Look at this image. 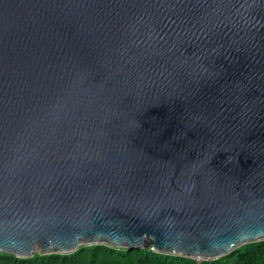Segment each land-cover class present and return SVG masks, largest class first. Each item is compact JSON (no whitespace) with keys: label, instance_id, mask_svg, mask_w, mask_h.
Here are the masks:
<instances>
[{"label":"water","instance_id":"water-1","mask_svg":"<svg viewBox=\"0 0 264 264\" xmlns=\"http://www.w3.org/2000/svg\"><path fill=\"white\" fill-rule=\"evenodd\" d=\"M262 240L264 0H0V253Z\"/></svg>","mask_w":264,"mask_h":264},{"label":"trees","instance_id":"trees-1","mask_svg":"<svg viewBox=\"0 0 264 264\" xmlns=\"http://www.w3.org/2000/svg\"><path fill=\"white\" fill-rule=\"evenodd\" d=\"M0 264H264V240L245 244L217 259L197 260L150 248L130 250L93 244L81 245L68 254L36 252L26 259L0 253Z\"/></svg>","mask_w":264,"mask_h":264},{"label":"rangeland","instance_id":"rangeland-1","mask_svg":"<svg viewBox=\"0 0 264 264\" xmlns=\"http://www.w3.org/2000/svg\"><path fill=\"white\" fill-rule=\"evenodd\" d=\"M256 242H258V241H256ZM193 259L202 260V259H200V258H193Z\"/></svg>","mask_w":264,"mask_h":264}]
</instances>
